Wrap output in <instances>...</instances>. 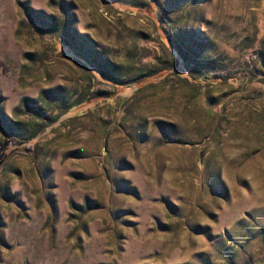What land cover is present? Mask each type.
<instances>
[{
	"label": "rangeland",
	"instance_id": "1",
	"mask_svg": "<svg viewBox=\"0 0 264 264\" xmlns=\"http://www.w3.org/2000/svg\"><path fill=\"white\" fill-rule=\"evenodd\" d=\"M0 264H264V0H0Z\"/></svg>",
	"mask_w": 264,
	"mask_h": 264
},
{
	"label": "trees",
	"instance_id": "2",
	"mask_svg": "<svg viewBox=\"0 0 264 264\" xmlns=\"http://www.w3.org/2000/svg\"><path fill=\"white\" fill-rule=\"evenodd\" d=\"M22 5V6H21ZM19 4V6L20 7H22V9L24 10V12L26 13V14H28V15H31L32 13H33V10H30V9H27L23 4ZM36 14H38L39 16H40V18L42 17V20H43V13L41 12V11H36ZM30 18V17H29ZM31 19V18H30ZM47 26H49V25H47ZM53 27V26H52ZM71 33L72 34H70V36L71 37H75L76 36V33H74V32H72L71 31ZM81 64H83L84 65V63L83 62H81ZM100 70H102V69H100V67H99V72H101ZM102 73V72H101ZM88 80L91 82L92 81V78H89L88 77ZM89 82V83H90ZM115 82V81H114ZM86 90V93H84V95H85V97L83 96V95H81V99H77L76 100V102H79V101H82L84 98H87V96H90V93H91V89H90V87H88L87 89H85ZM38 128L36 129V132H39V131H41V129L45 126V121H39L38 122ZM11 141H14V142H16V143H18V142H21L19 139H15V138H13V139H11Z\"/></svg>",
	"mask_w": 264,
	"mask_h": 264
}]
</instances>
